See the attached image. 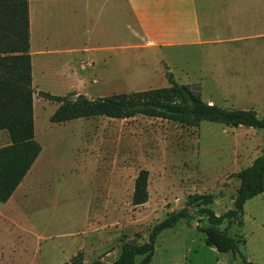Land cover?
Instances as JSON below:
<instances>
[{"label": "rangeland", "instance_id": "rangeland-1", "mask_svg": "<svg viewBox=\"0 0 264 264\" xmlns=\"http://www.w3.org/2000/svg\"><path fill=\"white\" fill-rule=\"evenodd\" d=\"M114 22V43L127 48L110 51L108 81L69 90L68 79L49 72L33 84L42 151L14 198L0 201V264H62L78 254L86 264H112L125 243L149 241L154 226L183 209L189 195L212 194L219 215L233 208L238 172L264 155V129L247 126H189L142 114L52 122L59 103L44 92L99 98L169 87L170 74L205 101L264 117V39L137 49L132 45L140 41L125 23ZM8 141L0 133V147ZM142 169L149 171V200L134 205ZM191 213L158 236L151 264H264V191L246 202L241 223L221 225L238 240L236 253L209 246L203 217Z\"/></svg>", "mask_w": 264, "mask_h": 264}, {"label": "trees", "instance_id": "trees-1", "mask_svg": "<svg viewBox=\"0 0 264 264\" xmlns=\"http://www.w3.org/2000/svg\"><path fill=\"white\" fill-rule=\"evenodd\" d=\"M169 87L150 88L132 93H120L99 98L85 94L54 95L44 92L46 98L58 102L50 120L65 123L77 118L107 116L131 118L139 114L164 118L182 125L199 126L203 121L229 126H247L264 129V117L254 109L227 108L205 101L190 84L178 82L169 75ZM34 87L32 55L30 52L29 0H0V131L8 132L11 143L0 147V201L7 202L23 182L42 151L35 135ZM149 171L142 169L135 181L132 202L145 204L149 200ZM240 186L233 208L217 214L212 208V194L195 193L188 196L186 206L172 212L156 224L149 241L143 244L125 243L119 258L112 264H151L156 252L158 236L175 227L183 218L192 217V209L203 217L200 228L206 234V243L221 252L239 251V242L221 225L228 221L242 222L246 202L264 191V155L238 172ZM86 264L77 255L72 262ZM87 264H102L94 260ZM249 264H255L249 262Z\"/></svg>", "mask_w": 264, "mask_h": 264}, {"label": "crops", "instance_id": "crops-1", "mask_svg": "<svg viewBox=\"0 0 264 264\" xmlns=\"http://www.w3.org/2000/svg\"><path fill=\"white\" fill-rule=\"evenodd\" d=\"M115 19L137 49L264 39V0H29L33 84L49 72L69 90L108 81L110 51L127 48L114 43Z\"/></svg>", "mask_w": 264, "mask_h": 264}]
</instances>
